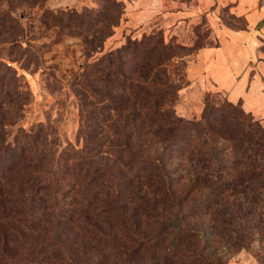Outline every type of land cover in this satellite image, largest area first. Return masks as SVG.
I'll return each instance as SVG.
<instances>
[{"label": "trees", "instance_id": "16d2710c", "mask_svg": "<svg viewBox=\"0 0 264 264\" xmlns=\"http://www.w3.org/2000/svg\"><path fill=\"white\" fill-rule=\"evenodd\" d=\"M104 13L108 36L119 22L120 3L114 1ZM64 15L68 23L80 19L74 12H59L54 20L61 22ZM102 43L98 40V47ZM86 45L94 49L93 43ZM190 52L163 43L162 37L147 44L128 40L97 57L91 68L87 62L74 77L82 126L90 130L78 133L79 138L83 134L81 149L57 152L49 126L26 133L22 148L14 140L0 143V174L21 172L16 182H0V264H107L121 258L120 264H221L210 251L216 237L224 236L264 264V126L240 104L218 96H205L199 119L176 115L180 86L163 67ZM92 71L103 79L91 82ZM101 84L110 92L109 106L93 116L84 110L93 105L89 96L96 95L91 85ZM93 117L105 130L88 124ZM184 157L189 165L172 166ZM174 182L190 193L206 192L208 206L251 194L256 208L239 218L244 224L222 220L226 226L207 232L203 220L211 214L206 202L182 212L187 202H175ZM159 191L172 200L161 213L150 204V195ZM132 203L154 219L155 228H141L140 217L129 208ZM197 208L202 212L196 213ZM114 225L131 230L122 244ZM73 231L95 232L88 238L104 252L85 256L84 245H78L85 242Z\"/></svg>", "mask_w": 264, "mask_h": 264}, {"label": "rangeland", "instance_id": "374dc122", "mask_svg": "<svg viewBox=\"0 0 264 264\" xmlns=\"http://www.w3.org/2000/svg\"><path fill=\"white\" fill-rule=\"evenodd\" d=\"M114 1L121 5L120 19L117 26L112 28L111 34L105 36L104 11ZM263 2L264 0H0V143L3 140H14L15 147L22 148L26 133L37 127L49 126L51 136L57 138V152L64 149L67 151L70 146L81 149L83 134L79 138L78 133L81 128L83 132L90 130L85 125L82 126L83 118L79 116L78 101L74 93V77L84 69L87 62L91 63L97 57L123 46L128 40H143L147 44L159 37H162L165 44H177L185 50H191L188 55L175 57L163 67L167 77L180 86L174 107L176 115L184 119H199L204 98L210 95L218 96L233 105L240 104L244 113L264 126V59L259 53L264 48V20L254 28L258 33H254L252 40L255 43L253 48L259 52L252 60L244 62L241 68L234 63V51L227 50L226 55L221 49L222 38L217 30H247L245 13ZM59 12H74L80 19L68 23L64 15L60 16L61 22H57L54 18ZM79 23L83 25L82 29L78 28ZM98 40H103L101 47H98ZM227 41L232 43L228 38ZM86 42L93 43L94 49L87 47ZM87 50L96 52L88 53L87 56ZM91 64L90 68L94 65ZM90 73L91 82L103 79L99 73ZM91 88L96 95L89 96L88 101L93 105L84 112H91L94 116L102 107L109 106L107 98L110 92L103 84L99 87L91 85ZM88 124L95 126L97 130H105V126L95 120V117ZM155 148L156 145L151 147L152 150ZM181 163L184 167L189 165L188 158L184 157L172 166ZM20 174V171L10 175L0 174V182L4 178L16 182ZM170 192L174 194L175 202L186 199L182 212L190 204L201 205L206 202V207L208 206L206 192L190 193L183 183H172ZM150 196L153 197L150 204L159 213L166 210L172 202L171 196L164 191ZM251 197V194L237 196L225 199L218 205H209L211 216L203 220L204 228H211L213 231L219 225L226 226V223L222 224V220H227L230 226L244 224L239 218L256 208L254 198ZM129 208L137 212L142 229L147 225L155 228L154 219L144 217L136 203H132ZM194 210L196 213L202 212L201 208ZM167 211L169 212L168 209ZM172 212H175L174 208ZM100 220L102 221L101 218ZM113 229L116 231L117 243H124L122 236L125 232L131 234V230L124 231L119 225H114ZM94 233H71L79 234V241L85 242L78 245L80 249L84 245L82 251L88 257L104 252L102 246L90 242L88 236H94ZM230 236L234 238L233 234ZM234 243L233 239L226 236L223 239L216 237L210 252L217 254L221 264H258L252 255L253 251ZM108 244L106 242L105 246ZM256 246L257 244L254 245L255 248ZM123 260H111L107 264H120Z\"/></svg>", "mask_w": 264, "mask_h": 264}, {"label": "crops", "instance_id": "0c3cea01", "mask_svg": "<svg viewBox=\"0 0 264 264\" xmlns=\"http://www.w3.org/2000/svg\"><path fill=\"white\" fill-rule=\"evenodd\" d=\"M245 20L247 23V30L245 31H231L225 28L217 29L222 38L220 40L221 49L226 55L227 50L234 51V63L239 68H241L244 62L256 57L259 52L258 49L253 48L255 43L252 40L255 36L254 33H258L254 28L256 29L259 22L264 20V2L258 7L249 9L245 13ZM227 38L232 40V45L228 43ZM261 50L259 52L260 57L264 59V48Z\"/></svg>", "mask_w": 264, "mask_h": 264}]
</instances>
